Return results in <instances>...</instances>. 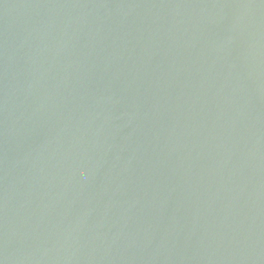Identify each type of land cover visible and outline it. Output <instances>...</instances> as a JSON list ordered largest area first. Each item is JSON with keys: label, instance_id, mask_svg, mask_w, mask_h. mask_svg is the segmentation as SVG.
Returning a JSON list of instances; mask_svg holds the SVG:
<instances>
[{"label": "water", "instance_id": "water-1", "mask_svg": "<svg viewBox=\"0 0 264 264\" xmlns=\"http://www.w3.org/2000/svg\"><path fill=\"white\" fill-rule=\"evenodd\" d=\"M0 264H264V0H0Z\"/></svg>", "mask_w": 264, "mask_h": 264}]
</instances>
